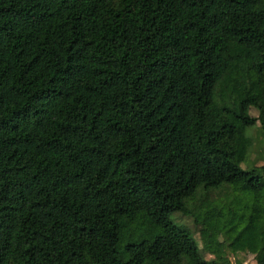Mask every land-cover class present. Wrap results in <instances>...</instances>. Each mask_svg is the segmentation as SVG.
<instances>
[{
  "label": "trees",
  "instance_id": "16d2710c",
  "mask_svg": "<svg viewBox=\"0 0 264 264\" xmlns=\"http://www.w3.org/2000/svg\"><path fill=\"white\" fill-rule=\"evenodd\" d=\"M250 125L264 0H0V264H264Z\"/></svg>",
  "mask_w": 264,
  "mask_h": 264
},
{
  "label": "rangeland",
  "instance_id": "374dc122",
  "mask_svg": "<svg viewBox=\"0 0 264 264\" xmlns=\"http://www.w3.org/2000/svg\"><path fill=\"white\" fill-rule=\"evenodd\" d=\"M251 112L255 113L253 109H251ZM246 131L251 136L252 143L249 152L246 156V160L240 163L242 167H247L249 165H252L253 163H258L260 162V160L264 159V149L262 147L260 148L259 146L261 143L258 127L256 125H250L247 127ZM169 216L174 222L183 223L190 228L191 236L197 243L198 250H200L204 258H209L211 255L205 251H202V249L200 248L201 243L198 237L196 226H194V224L192 223L191 217L182 215L177 211H172ZM234 257L235 256L229 254V258L232 262L234 261ZM238 257L241 259L240 264H256L252 254L250 253H239Z\"/></svg>",
  "mask_w": 264,
  "mask_h": 264
}]
</instances>
